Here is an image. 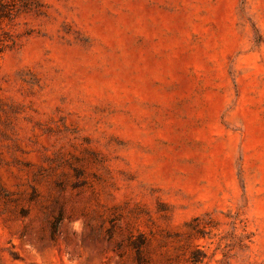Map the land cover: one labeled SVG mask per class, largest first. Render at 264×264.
Listing matches in <instances>:
<instances>
[{
  "label": "rangeland",
  "instance_id": "1",
  "mask_svg": "<svg viewBox=\"0 0 264 264\" xmlns=\"http://www.w3.org/2000/svg\"><path fill=\"white\" fill-rule=\"evenodd\" d=\"M0 264H264V0H0Z\"/></svg>",
  "mask_w": 264,
  "mask_h": 264
}]
</instances>
